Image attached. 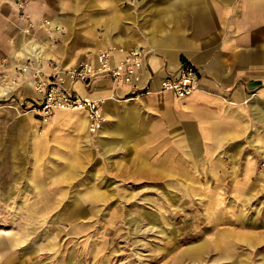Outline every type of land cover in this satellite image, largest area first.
<instances>
[{
    "label": "rangeland",
    "instance_id": "1",
    "mask_svg": "<svg viewBox=\"0 0 264 264\" xmlns=\"http://www.w3.org/2000/svg\"><path fill=\"white\" fill-rule=\"evenodd\" d=\"M54 1L34 12L51 27ZM151 1L85 0L92 22L42 30L46 52L62 46L73 64L117 47L111 18L129 45L133 27L161 22ZM125 101L113 108H129L135 130L104 137L107 148L66 119L50 127L0 101V264H264V133L201 147L153 103Z\"/></svg>",
    "mask_w": 264,
    "mask_h": 264
},
{
    "label": "crops",
    "instance_id": "2",
    "mask_svg": "<svg viewBox=\"0 0 264 264\" xmlns=\"http://www.w3.org/2000/svg\"><path fill=\"white\" fill-rule=\"evenodd\" d=\"M43 1L33 0L25 9L31 21H38L34 12ZM153 1L152 4L165 9L161 22L147 25L145 30L133 27L129 45L121 43L119 36H111L117 18L105 22L110 30L107 45L116 44L124 50L142 48L146 52L141 85L153 92L139 98L127 97V88L116 87L108 79L95 81L88 87L80 82L69 83L68 88L74 94L102 101L105 120L93 135L88 131L84 111H56L50 127L66 119L87 142L97 137L107 148L109 144L104 137L122 136L135 130L132 111L123 108L117 112L113 108L116 99H126L125 102L153 103L166 125L172 130L176 128L180 137L194 139L201 147L214 145L218 140L234 144L247 135L261 137L264 133V0ZM54 2L56 30L92 22L85 17V0ZM0 6V58L8 59L12 71L25 61L27 51H36L43 59L59 61L66 67L84 59L83 53L76 55L75 63H70L66 57L73 55L62 51L64 43L57 47L60 51L47 54L49 45L40 33L44 31H35L30 37L25 35V22L16 5L10 0H0ZM186 63L198 70L199 89L183 100L169 93H158L160 81L177 76ZM43 70L49 69L43 65ZM20 91L28 99L34 96L29 82ZM2 93L4 90L0 88V96ZM30 114L25 118L35 122L34 113ZM116 114L121 118L114 121ZM79 116L81 121L77 119ZM34 137L43 138L44 134Z\"/></svg>",
    "mask_w": 264,
    "mask_h": 264
},
{
    "label": "built area",
    "instance_id": "3",
    "mask_svg": "<svg viewBox=\"0 0 264 264\" xmlns=\"http://www.w3.org/2000/svg\"><path fill=\"white\" fill-rule=\"evenodd\" d=\"M16 5L24 19L23 32L33 36L35 31L50 32L57 27H51L52 22L41 20L33 22L25 9L31 0H10ZM118 55L120 58L116 59ZM26 59L16 67L8 64V59L0 58V88L4 93L0 101H19V108H29L42 122L48 123L56 111H84L88 119V129L96 134L99 126L104 122L102 101L74 94L68 85L80 82L90 86L93 82L108 79L116 87L127 88L129 96L139 98L151 94L153 91L143 87L142 74L146 52L142 48L124 50L117 47H106L96 52L85 54L79 63L65 68L59 61L48 59L45 65L49 69H41L44 61L37 52H25ZM12 73V75H10ZM29 82L34 96L26 98L20 89ZM200 87V75L191 64L186 63L177 76H168L160 81L158 93H169L177 100L190 97Z\"/></svg>",
    "mask_w": 264,
    "mask_h": 264
},
{
    "label": "bare ground",
    "instance_id": "4",
    "mask_svg": "<svg viewBox=\"0 0 264 264\" xmlns=\"http://www.w3.org/2000/svg\"><path fill=\"white\" fill-rule=\"evenodd\" d=\"M54 27V26H53ZM42 65H44V66H46L45 65V63H44V61L42 62ZM65 68H68V67H66V66H64ZM31 112V111H30ZM64 112H67V111H64ZM69 112V111H68ZM70 112H76V111H70ZM33 113V112H32ZM87 117V116H86ZM77 119H79L80 121L82 120V117L81 116H79V117H77ZM88 119H87V126H88ZM86 125V124H85ZM102 125V124H101ZM101 125L99 126V128H98V131H99V129H100V127H101ZM88 131H89V129H88ZM98 131L96 132V134L98 133ZM90 132V131H89ZM91 133V132H90ZM92 134V133H91Z\"/></svg>",
    "mask_w": 264,
    "mask_h": 264
}]
</instances>
